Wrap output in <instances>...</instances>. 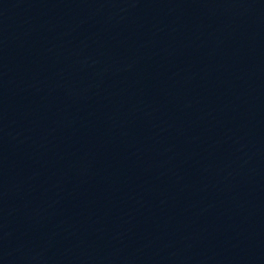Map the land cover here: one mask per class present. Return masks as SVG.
Wrapping results in <instances>:
<instances>
[{
    "label": "water",
    "instance_id": "95a60500",
    "mask_svg": "<svg viewBox=\"0 0 264 264\" xmlns=\"http://www.w3.org/2000/svg\"><path fill=\"white\" fill-rule=\"evenodd\" d=\"M157 264H264V0H100Z\"/></svg>",
    "mask_w": 264,
    "mask_h": 264
}]
</instances>
